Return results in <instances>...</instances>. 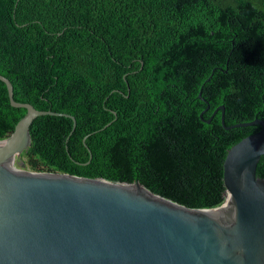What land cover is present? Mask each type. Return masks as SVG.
Masks as SVG:
<instances>
[{"label":"trees","instance_id":"16d2710c","mask_svg":"<svg viewBox=\"0 0 264 264\" xmlns=\"http://www.w3.org/2000/svg\"><path fill=\"white\" fill-rule=\"evenodd\" d=\"M0 74L16 101L77 120H34L31 169L217 208L229 148L261 126L215 110L264 119V0H0ZM26 113L0 80V139Z\"/></svg>","mask_w":264,"mask_h":264},{"label":"water","instance_id":"95a60500","mask_svg":"<svg viewBox=\"0 0 264 264\" xmlns=\"http://www.w3.org/2000/svg\"><path fill=\"white\" fill-rule=\"evenodd\" d=\"M0 80L11 104L27 109L13 132L0 139V264H264V178L257 174L264 119L227 126L225 105L215 110L222 109L226 129H261L227 152L226 202L191 208L139 180L26 169L19 159L32 144L37 117H71L73 130L77 120L16 101L10 79L0 74ZM199 96L205 100L202 90Z\"/></svg>","mask_w":264,"mask_h":264},{"label":"rangeland","instance_id":"374dc122","mask_svg":"<svg viewBox=\"0 0 264 264\" xmlns=\"http://www.w3.org/2000/svg\"><path fill=\"white\" fill-rule=\"evenodd\" d=\"M21 162H24V163H25V168H26V169L33 170V169H31V168L29 167V165L26 163V158H25V157L22 156V157L19 159V164H20Z\"/></svg>","mask_w":264,"mask_h":264}]
</instances>
